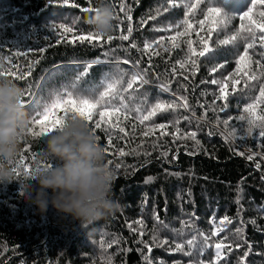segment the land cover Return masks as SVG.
I'll return each mask as SVG.
<instances>
[{"label": "trees", "instance_id": "16d2710c", "mask_svg": "<svg viewBox=\"0 0 264 264\" xmlns=\"http://www.w3.org/2000/svg\"><path fill=\"white\" fill-rule=\"evenodd\" d=\"M81 7L89 6L87 0H76ZM100 0H92L91 6L98 7ZM110 4L114 0H108ZM132 8L133 35L129 41L115 40L103 49L92 48L87 45L57 44L50 25L53 23L71 24L73 19L78 21L77 27L88 31L93 29L88 23L95 12L82 13L79 8L60 7L57 4H49L48 0H0V45H4L0 55H11L18 46L29 52L26 58L13 57V63L20 65L24 70L28 61L39 60L33 68L32 75L26 80H13L12 77L0 78L17 83L27 93L30 91L39 99L47 97L49 91L61 85L63 82L76 75L73 62L103 59L102 53L112 49L109 60L118 58L131 63L121 67L132 69L137 60L140 68L148 67V55H142L136 49L130 48V43L135 42L142 47L145 38L151 40L160 36L167 37L171 33L153 32V26H159L165 21H175L182 18L183 11L180 8L170 9L169 12L149 21L141 27L140 18H146L150 12L162 3V0H140L137 5L135 0H125ZM238 0H231L225 9L232 12L237 8ZM220 6L223 7L222 0ZM202 8L204 5L201 6ZM116 11H119L118 5ZM123 17V13H120ZM199 15V13H198ZM118 21L113 20L115 26ZM238 19L233 20L232 26L238 25ZM122 27L126 33L127 22ZM231 31V27L229 29ZM113 34L119 35V29ZM213 39L215 40V34ZM45 48L39 52V48ZM256 51H260L257 46ZM236 48L233 45L223 46L210 55L211 60L201 58L200 71L195 77L184 81L182 76L169 75L171 65L182 57L180 50L174 51L170 56L161 52L160 56H152V68L148 72L150 84L145 85L141 91L149 93L150 100L157 97L166 102L175 99L176 95H186L190 104L189 110L179 109L176 113L158 114L152 122L168 123L175 117L191 118L195 112L197 118L207 116L200 120L192 119L191 123L181 119L179 127L182 131H196L200 141L199 150L191 140H176L173 142L171 135L163 137L159 146L153 148L154 137H141L139 129L135 135L131 133V123L128 122L127 131L130 135L127 140L117 139L114 135L111 155L105 154V164L113 160L108 169L113 176L111 198L120 205V210L115 215L98 219L87 226H82L79 220L71 216H61L49 207L48 211L41 215L36 206L29 203L23 192L27 191L31 182L33 189L38 187L35 181H31L33 174L44 168L45 162L56 161L46 155L47 138L31 137L25 132L21 138L20 151L16 159L9 164L13 169L17 167L20 156L31 168V175L21 173L19 177L14 172L15 180L0 183V264H144L143 255H149L153 264H159L160 260L166 264H188L192 259H204L206 262L214 257V248L205 251L204 255L197 257L183 256L182 253L167 251L174 247L172 241H182L190 238L197 230L210 233L215 224L227 215L232 219V224L227 225L219 236L213 240L221 239L228 235L231 241V252H227L225 260L227 264H237L240 258H244V264H264V160L259 156L254 161L246 159L248 149H253L251 139L244 141L227 139L225 133L240 122L236 117L242 112L243 103L250 102L244 99L237 107L235 98L230 97L229 108L223 112L214 113L208 106L212 103L216 86L201 84L202 80L219 78L234 67ZM226 63V67L215 74L208 75V69L216 64ZM5 67L10 65L5 62ZM178 67V65H177ZM108 65L94 66L87 77L90 81H99L101 74L108 71ZM156 74H159L157 79ZM170 83V92H160L157 85L161 82ZM182 85H187L184 91ZM206 92L207 95H201ZM240 97L258 95V85L255 89L246 90L237 94ZM27 100L29 97H23ZM217 105L222 101H217ZM200 104L205 107L201 108ZM29 116L31 110L25 108ZM220 120L233 117L226 128L222 123L217 125L216 117ZM169 132L174 131L171 126ZM212 133L209 135V133ZM102 139L99 142L103 147L107 139L102 132L97 130ZM122 135V134H121ZM159 132H157V136ZM139 154L118 157L115 150L125 147L129 150L140 145ZM31 149L30 151H26ZM168 150V162L159 158L160 152ZM255 151H264L254 148ZM245 151V156L237 153ZM147 152L149 155H145ZM188 152L195 154L189 155ZM34 157V159H33ZM175 157V159H173ZM259 161L261 168L256 169L255 163ZM58 162V161H56ZM115 163H120L119 169ZM153 177L151 182L146 178ZM242 191L238 192L237 189ZM50 191V190H49ZM239 198V205L236 203ZM159 215L163 224H158L153 216ZM143 219L145 235L141 237L139 232H133L128 228H139L134 222ZM255 220V224L250 221ZM188 222L191 227H184ZM156 225L161 238H168L169 244L164 248H153L149 254L143 240L152 246V229ZM167 225V227H165ZM244 229L243 240L237 239L232 233L236 227ZM176 229H183V235L177 236ZM244 241H247L245 243ZM202 243V241H200ZM240 244L237 248L235 245ZM251 246V251H249ZM199 247V245H198ZM249 251L247 257L244 252ZM224 264V261H221Z\"/></svg>", "mask_w": 264, "mask_h": 264}, {"label": "snow or ice", "instance_id": "6c2138e0", "mask_svg": "<svg viewBox=\"0 0 264 264\" xmlns=\"http://www.w3.org/2000/svg\"><path fill=\"white\" fill-rule=\"evenodd\" d=\"M103 2V0H100ZM49 4H57L60 7L79 8L82 13L97 12V7H92V0H87L89 6L81 7L76 0H48ZM138 5L140 0H135ZM223 7L220 6V0H162V3L154 9V14H147L146 18H140L139 24L141 27L147 25L149 21H155L158 17L169 12L170 9L180 8L183 11L182 18L173 21H165L159 26H153V32L171 33V35L160 36L155 39L145 38L142 47L137 43L131 42L130 48L136 49L142 55H148V67L140 68V61L137 60L132 65V69L121 67V63L128 65L131 62L127 59L123 61L118 58L109 60L112 55V49H108L102 53L103 59L95 58L88 61L73 62L76 70V75L71 79L63 82L58 87L51 89L47 97L41 96L39 99L31 93L30 86L22 98V106L31 110L30 123L26 130L27 135L31 137L47 138L56 131L62 130L69 119L79 118L87 123L90 131L100 142L102 137L97 134V130L102 132L107 139V144L103 147L104 154L111 155L110 149L113 147L114 135L117 139L127 140L130 133L126 130L128 122L131 123V133L136 134L139 129L141 137H154L152 141L153 148L159 146L160 140L171 135L173 142L176 140H191L197 150L200 148V141L197 139L196 131H182L179 127L180 120H186L191 123L192 119L203 120L207 116L197 118L195 112H192L191 118L175 117L168 123H146L152 122L158 114L176 113L179 109L189 110L190 104L186 95H176L175 99L166 102L158 97L152 101L149 98V93L141 91L145 85L150 84L148 80V72L151 69L152 56H160L161 52L169 56L176 50H180L182 57L171 65L169 75L172 77L182 76L184 81H188L190 76L195 77L200 71L201 58L211 60L210 55L223 46L233 45L236 48L234 67L226 74L219 78L210 80H202L201 84H211L216 86V91L213 93L214 99L208 106L214 113H223L229 108L230 97L235 98L237 107L244 99H249L250 102L243 103L242 112L236 117L240 122L232 127L230 131L225 133L227 139L247 141L251 139L254 148L264 149V0H238L237 8L232 12L225 9L231 3V0H222ZM119 11H116V8ZM204 5L202 8L201 6ZM113 10V20L118 23L113 27L111 34H104L93 29L84 31L77 27L78 21L73 19L71 24L68 23H53L50 25L55 36L57 44L66 43L68 45H87L92 48L103 49L105 45H110L115 40L129 41L133 35V16L132 8L125 3V0H114L111 4ZM120 13H123L121 17ZM199 13V15H198ZM238 19L239 23L232 26L233 20ZM127 22L126 33L122 25ZM231 27V31H229ZM119 29V35L113 34ZM215 34V40L213 39ZM259 46L260 51H256ZM4 45H0L2 51ZM15 49L11 55H0V78L12 77L13 80H26L32 75L33 68L39 64V60L28 61L27 68L24 70L20 65L13 63V57L26 58L29 52L34 51L28 48L27 51L18 46H12ZM46 49L41 47L39 52H44ZM7 62L10 67H5ZM226 63L216 64L208 69V75L215 77V74L226 67ZM107 64L109 70L101 74L99 81H90L87 77L94 66ZM178 65V67H177ZM159 79V74H156ZM170 83L161 82L157 85L160 92H170ZM258 85V95L251 97H240L238 93H244L246 90L255 89ZM184 91H187V85H182ZM201 95H207L206 92H201ZM217 101H222L217 105ZM204 108V104H200ZM233 117L220 120L216 117L217 125L223 124L226 128L229 126ZM171 126L174 131L169 132ZM157 132L159 135L157 136ZM122 134V135H121ZM212 133L210 132L209 135ZM144 141L141 140L140 145L126 150L125 147H120L115 150V155L118 157H126L128 155L139 154V149ZM248 149L247 155L245 151H240L237 154L245 156L248 161H254L257 156L264 160V151H255ZM28 149L26 151H30ZM145 155L149 153L145 152ZM169 151L160 152L159 158L164 162L167 161ZM189 155L195 154L188 152ZM34 159V157H33ZM175 159V157H173ZM58 162L49 160L45 162V167L51 168L56 166ZM113 160H109L108 165H112ZM115 168L121 167L120 163H115ZM256 169L261 168V163H255ZM31 168L24 161V156H20V161L14 172L19 177L21 173L31 175ZM264 178V177H262ZM154 178H146V182H151ZM238 192L242 191L238 187ZM236 203L239 205V198ZM154 220L158 224H163L159 215L154 213ZM232 219L224 215L219 220V225L215 224V217L212 223L214 230L205 234L204 232L196 231L190 238L178 241L173 240L174 247L166 249L167 251L182 253L183 256L193 257L194 253L197 257L204 255L205 251L214 248V257L209 261L204 259H192L188 264H227L225 256L227 252H231V241L228 235H224L221 239L213 240L219 236L227 225L232 224ZM255 224V220L250 221ZM139 228H133V225L128 224V228L133 232H139L143 237L145 235V224L143 219H138L134 222ZM167 227V225H165ZM184 227H191L188 222H184ZM244 229L242 226L236 227L232 233L237 239L243 240ZM177 236L183 235V229H176ZM152 246L147 242L140 240L144 244L150 254L153 248H164L169 244L168 238H161L156 225L152 229ZM202 241V243H200ZM247 243V241H244ZM199 245V247H198ZM237 248L240 244L235 245ZM251 251V246H249ZM249 251L244 252V257H247ZM144 264H153L149 255H143ZM159 264H166L160 260ZM174 264H181V261H175ZM237 264H244V258H240Z\"/></svg>", "mask_w": 264, "mask_h": 264}, {"label": "clouds", "instance_id": "9594fccd", "mask_svg": "<svg viewBox=\"0 0 264 264\" xmlns=\"http://www.w3.org/2000/svg\"><path fill=\"white\" fill-rule=\"evenodd\" d=\"M88 23L104 34L113 31V10L108 0L99 2ZM24 89L17 83L0 79V183L15 180L9 166L19 151L30 116L22 106ZM46 155L56 166L38 169L32 176L25 199L36 206L39 214L49 207L61 216H71L87 226L98 219L113 216L120 210L111 198L113 176L106 167L103 146L92 134L85 121L69 119L62 130L47 137ZM50 190V191H49Z\"/></svg>", "mask_w": 264, "mask_h": 264}]
</instances>
